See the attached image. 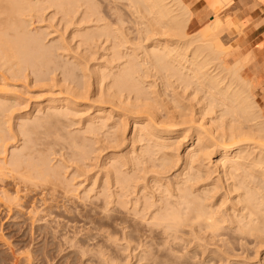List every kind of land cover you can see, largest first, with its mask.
Masks as SVG:
<instances>
[{
	"label": "bare ground",
	"instance_id": "6f19581e",
	"mask_svg": "<svg viewBox=\"0 0 264 264\" xmlns=\"http://www.w3.org/2000/svg\"><path fill=\"white\" fill-rule=\"evenodd\" d=\"M207 2L218 10L230 0ZM45 15L65 29L72 27V39L79 37L76 44L83 47L81 56L78 52L63 61L60 55L59 61L64 39L49 44V32L31 26ZM192 17L185 0H0V72L18 80L30 66L36 80L50 83L56 78L48 74L59 69L57 89L66 93L51 94L33 110L17 114L24 103L20 94L0 93V178L25 176L36 186L73 192L75 173L66 174L67 161L87 168L97 162L101 180L92 174L83 196L90 212L101 208L114 220L136 219L126 231L128 241L142 223L172 238L165 241L169 245L162 243L169 249L172 243L190 246L194 239L221 241L224 247L202 263L195 260V246L185 258L181 253L170 257L168 251L175 254L168 249L162 264H221L228 256L231 262L233 247H225L233 240L243 247L263 246L264 110L251 82L240 74L242 63L228 64L223 56L215 30L222 20L212 15L190 34ZM101 40L109 43L108 59L92 70L82 57ZM92 75L96 86H91ZM17 136L21 141L11 144ZM54 154L60 155L56 161ZM3 195L10 202L17 197L6 190ZM185 234L193 236L192 242ZM226 235L233 239H223ZM146 239L142 245L155 244Z\"/></svg>",
	"mask_w": 264,
	"mask_h": 264
},
{
	"label": "rangeland",
	"instance_id": "374dc122",
	"mask_svg": "<svg viewBox=\"0 0 264 264\" xmlns=\"http://www.w3.org/2000/svg\"><path fill=\"white\" fill-rule=\"evenodd\" d=\"M189 7H190V5H189ZM190 8H192V7H190ZM49 12L51 14V10H47V12L45 14L49 15ZM213 13H215L213 15H215V16L217 15V17H219L222 20V24L220 26L225 29V30L224 29L222 30L220 26L217 27L216 29L214 28L215 30H217L220 33L219 34L217 32L219 34L221 40H222L221 43L224 46V47L223 46L222 47L225 49V52L223 54L225 60L229 62L228 64L234 63L235 61H240L242 63L241 64L242 69L240 71V74L245 79H247V80L249 79V81L252 84L251 86H252V89L254 91V94L257 96L258 103L261 106V108L264 110V79H258V78L256 79V77H255L256 75H253V76L249 75L246 64L242 60L240 54L239 53L238 54L233 53V52H235V50H234L235 49L234 47L236 45L235 39L243 31V24L238 23V21H236L235 17L232 15L233 13L229 9H227L226 5L222 6L218 10H215ZM47 15H45L44 21H41V22L35 21V23L34 24L32 23L31 26L32 27L40 26V27H43L42 29L45 28L46 32H49V35L47 34V38H46V42H48L49 44L52 41H55L56 39H60L59 38L60 36L62 37V39H64L63 41L65 44V48H62L59 50L58 59L60 58V55H61V56H63V57H61V60L64 61L73 55L74 56H76V54L78 55V52H79V55L81 56V53H82L81 49H83V47L80 46L81 48L80 47L78 48V46L76 44V43H78L79 37L72 39V36L70 35L72 33V27L65 29L63 24L58 23L57 18H55L53 20H51L49 18L46 19L48 17ZM204 20L201 21V19L195 18L194 14H193L192 20L189 23L188 32L190 34L195 33L200 28L205 26V24H207L211 20V18L207 17ZM46 21H48V22H46ZM226 26H227V28H226ZM220 29L222 30V32H220L221 31ZM215 30H212V31H215ZM108 45H109V43H105V41H102V40L100 42H98L97 44L93 45L92 46L93 48H91L88 56L82 57V59L87 62V64H88L87 66H89V67L91 66V69H92L95 66L100 67L102 63H105V60L108 59L107 58L108 54H109L108 51H110V50H106V49H108L107 48ZM105 47H106V49H105ZM76 48H77V50H76ZM62 50H63V52H62ZM91 51L93 53H91ZM105 57H106V59H105ZM61 60L59 59V61H61ZM86 62H84V63L86 64ZM0 70H2V69H0ZM79 71L81 74L82 71L80 69L79 70L77 69V72H79ZM25 72H26L25 73L26 78L25 77H21V78L17 77L18 80H16V77H12L11 75H9L6 72L4 73V71L0 72V73H2V74H0V93H4V92L18 93V94H20V96L24 102L23 103L24 105L23 104L21 105V106H23V107H21L22 109L20 107L15 109L14 114L15 113L17 114L18 112L33 110L34 107L36 106L35 104H37L39 101H42L45 98L52 96L51 94H53V95H54V93L55 94L56 93L61 94L63 92V91L58 92L60 90L61 84H62V83H60L61 81H59V83H58V80H57V77H58V79L61 78V71L59 69H57L53 72H50L48 74V75L56 78V80L54 79L50 83H49V81H45V82L42 81L43 83H41V81L39 82V80H36V78H35L36 76H34L36 74L34 73L32 67H30V66H26ZM94 76L92 75L90 78L91 86H96V81H95ZM2 79H3V81H2ZM14 86H15V88H14ZM49 86H50V88H49ZM57 86H60V88L57 89ZM51 87L53 90L54 89L55 90L53 91L51 89ZM48 89L51 93H47V92H49V91H47ZM62 94L64 95L66 93L63 92ZM129 127H130V125H129ZM127 132H128V130H127ZM17 139H18V136L16 137V139H12L14 141H12L10 139V143L11 144L13 142L19 143L21 141V140L19 141ZM127 144H125V145H127ZM127 148H128V146L125 149H127ZM125 149L122 152H125L126 151ZM106 150L109 151V148H106L104 151L101 152V154L106 155L108 152V151L106 152ZM182 150H183V147L181 148V151ZM52 156H54L53 161L54 160L56 161L60 155L54 154ZM98 161L100 162L101 159H99ZM77 164H79V166L76 165L74 161L69 160V161H67L68 166L65 167V171H66L67 175L69 174V176H71V175L73 176V172L75 173V175H74L75 178L72 177V179L70 181L73 185L72 187L76 188L73 190V192L72 191H65V190L59 191L60 190L59 188H58L59 190L58 189H54V190L53 189H47V188H44V185L42 186V184H40L41 186L40 185L36 186L33 182H32V184H33L32 185L30 183L31 179L30 178L28 179V177H25V176H18V177L14 176L13 177L11 175L12 176V178H11L9 174H6L5 176H3L2 179L0 178V227H1L0 228V264H106V263L107 264H140L141 261L143 262L141 264H154V260H155V264H162L159 260H161V256H164L165 254L167 255L169 253V255L171 254L170 257H173V258H175V257L178 258V257H180V255L181 256L183 255V257L185 258L186 257L185 254H187L191 250H195L198 252L197 257L199 259L198 260L195 259V260L197 262L202 263L201 261H203L207 257V255H209V256H210V254L212 255V252L216 256H218V254L222 253V250H223L222 248H224V247H220L222 244L221 241H219L218 243L217 242L215 243V241L214 242L212 241L213 243H211V242L206 243L205 242V244H204L203 241L201 243L195 239H194L193 243L190 245L191 247L189 245H187V243L186 244L184 243L185 244L184 248L182 246L183 244L179 243V246H178L177 244L172 243L173 246L171 244L170 247L173 249H169L168 248L169 246H167V245L170 244L169 242L171 241L172 238L168 239V238H170V237H168V238H166L167 239L166 240L164 238L167 235H164V233L163 234L160 233L159 229H156L157 231L154 229L155 232H150L149 229L147 227L143 226L144 224H142V223H141V225L137 224L138 228H136V231L133 233L134 238L128 237L130 239L128 241V239H127L128 233L126 231L129 232L133 228L134 224L136 225L137 220L136 219L133 220L132 219L133 217H130L131 215H129V217L125 218V221L114 220L111 217L107 216L106 211L101 210V208L100 209L97 208L98 210L97 209L91 210V212H92L91 213L89 211V207L91 206V205H89L90 204L89 199L86 198V200H85V198L83 196V194H84L83 192L86 190V187L89 188L91 186V184H92L91 182L94 179L92 174L98 175L97 179L100 182L101 175H102L101 174L102 168L100 166L98 167L97 162L95 163V165H92L88 168L86 166L84 167V165H80L81 163H79V161L77 162ZM81 166L84 168H82ZM75 167L78 168L79 170L78 169L76 170ZM80 167H81V169H80ZM86 169H88L89 171ZM86 172L88 175L86 174ZM14 173L15 174H13V175H18L17 170H15ZM85 174H86V176H85ZM91 176H92V178H91ZM15 177H17V178H15ZM22 177H24L25 179ZM87 178H88V180H87ZM73 180H75V181H73ZM98 180H97V183L99 184ZM23 184H25V185H23ZM28 185L30 188L28 187ZM97 185H96V188L93 189L94 191L93 190L90 191V194H95V192L98 190ZM31 186H33L34 188L33 187L31 188ZM41 189L43 191L46 190V192L45 191L42 192ZM5 190L9 194H11L12 196H15V197L17 196L14 199V202H12V201L10 202L5 197H3L4 196L3 193ZM14 190H16L18 193H16V191H14ZM50 190H51V192H49ZM53 192H54V194H53ZM92 225H94V226H92ZM128 225H131L130 229H129ZM100 228H101V230H100ZM158 231L160 234L158 233ZM109 233L112 235H109ZM123 233L126 235H123ZM2 235H4V236H2ZM108 237H110V238H108ZM149 237H150V239L151 238L153 239V242H155V244H153V245L146 244L147 246L142 245L146 242V240H147L146 238L149 239ZM185 237H186V239L191 240V242H192L191 238H193V236L187 238L188 235L186 236V234H185ZM143 238H145V240ZM230 238L233 239L231 236L226 235V237H224L223 239H230ZM125 240H127V241H125ZM140 240H141V242H140ZM150 241H152V240H150ZM165 241H169V242L166 243ZM195 241L199 242V244H201V246L198 247V245H197L198 243H196ZM139 243L140 244L142 243L141 246H139ZM162 243H166L167 245L165 244L166 246L165 245L163 246ZM238 243H239V240H233L231 246L225 247V249L228 248L229 250L233 247L234 251H232V250H231L232 252L229 251L230 257L232 255L233 258H231V262H230V258L227 255L228 256L227 263H225L226 262L225 260H221V264H224V263L225 264H230V263L231 264H242V263H244V264H246V263L247 264H258V263H260V261L264 263V243H263V246L261 245V247L259 245H257L256 243H254V244L250 243V245L247 244L249 247L247 245H244V247H243V246H241V244H238ZM127 244L129 247L127 246ZM136 244H138V246ZM214 244H216L217 246H215ZM157 245L160 248H158ZM204 245H205V247H203ZM239 245H240V247H239ZM149 246L150 247L152 246L153 250ZM186 246H187V249H186ZM193 246H195V249ZM214 246L216 248H218V246H219L221 248V251L220 252L217 251V250H219V248L216 249V248H214ZM256 246L258 247V250H257ZM146 247L149 248L148 250L152 251L151 252L152 256L149 255L151 257L152 261L150 258H148L149 257L147 254L148 250H146ZM143 248L146 251H144ZM157 248L160 250L158 251ZM182 248H183V250H182ZM197 248H200L202 251L200 249H197ZM205 248H207L206 249L207 251L204 250ZM213 248H214V250H213ZM168 249L174 250L175 255L173 256L172 255L173 253H171L172 251L170 252V251H168ZM142 251L144 252V254H146L147 259L145 258V255L142 254L143 253ZM156 251H158V252H156ZM167 251H168V253H167ZM203 251H205V252H203ZM258 251H259V253H258ZM184 252H186V253H184ZM192 252H194V251H191L187 255L191 254ZM209 252H211V253H209ZM217 252H219V253H217ZM254 252H256V253H254ZM108 253H109V255H108ZM203 253L206 256H204V255L202 256ZM205 253H208V254H205ZM140 254L143 255L144 258H141ZM155 254L157 257H155L153 260V257ZM177 254H180V255L177 256ZM243 254H244V256H243ZM239 255L240 256L242 255L243 257L242 256L240 257ZM255 255H257V256H255ZM201 256H202V258L200 259ZM237 256H239V257H237ZM241 258H243V259H241ZM181 259H183V258H181ZM147 260H149V263ZM238 260H241V261L238 262ZM248 262H250V263H248ZM211 263L212 262H210L208 264H211ZM217 264H220V263H217Z\"/></svg>",
	"mask_w": 264,
	"mask_h": 264
},
{
	"label": "crops",
	"instance_id": "0c3cea01",
	"mask_svg": "<svg viewBox=\"0 0 264 264\" xmlns=\"http://www.w3.org/2000/svg\"><path fill=\"white\" fill-rule=\"evenodd\" d=\"M185 2L192 7L194 17L201 21L215 14L207 0ZM226 7L236 21L243 24V31L235 39L233 53L240 54L249 75L264 79V0H230Z\"/></svg>",
	"mask_w": 264,
	"mask_h": 264
}]
</instances>
